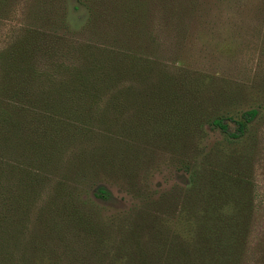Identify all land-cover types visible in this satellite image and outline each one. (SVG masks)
Returning <instances> with one entry per match:
<instances>
[{"label": "trees", "instance_id": "obj_1", "mask_svg": "<svg viewBox=\"0 0 264 264\" xmlns=\"http://www.w3.org/2000/svg\"><path fill=\"white\" fill-rule=\"evenodd\" d=\"M174 6H153L152 11L162 12L155 16L168 13L171 18L156 20L180 27L183 14ZM89 11L87 23L94 28L96 15ZM46 26L28 30L0 52V264H246L249 257L260 264L264 244L248 246L253 180L247 168L260 137L256 127L264 117V102L234 108L230 97L220 93L203 100L198 115L181 93L183 85L203 84L199 79L205 74L171 71L177 61L164 62L158 48L142 47L139 29L133 31L135 44L131 35L123 37L124 46L115 52L96 39L82 46L69 40V68L52 62L66 80L38 81L41 75L51 77L41 63L51 54L43 49L54 50L52 41L61 39L56 24ZM147 39L157 41L151 30ZM43 85L41 92L54 98L25 96L37 94ZM211 132L218 134L214 143L203 142ZM77 136L98 141L97 152L82 149L78 161L70 156V165L90 163L82 165L85 170L69 190L58 180L48 195L46 202L55 212H49V227L32 230V238L41 234L48 243H20L19 226L29 220L23 208L30 197H40L41 182L54 176L62 160L56 146ZM154 142L162 143L169 161L187 174V182L163 198L143 194L145 203L107 213L101 204L108 198L106 189L99 186L90 194L78 183L86 173L94 179L104 174L132 180L125 176L134 172L128 165L153 154ZM68 248L69 253L61 250Z\"/></svg>", "mask_w": 264, "mask_h": 264}, {"label": "rangeland", "instance_id": "obj_2", "mask_svg": "<svg viewBox=\"0 0 264 264\" xmlns=\"http://www.w3.org/2000/svg\"><path fill=\"white\" fill-rule=\"evenodd\" d=\"M164 3L175 5L174 9H179L180 15L183 14L184 21L180 27L175 23L171 25V23L166 24L168 21L156 20L171 19L168 13L155 16L156 13H162L160 9L152 11L153 6L161 8ZM87 4L92 8H87ZM90 9L96 15L92 23L94 28H90L87 23ZM41 17H44V22H41ZM58 18H64V22L59 23ZM54 19L58 21L50 23ZM54 24H56L53 26L56 29L55 35L61 39L52 41L51 44L56 47L54 50H51L50 46L43 49L47 50L46 56L51 54V59L41 61L45 63L42 68L48 70L51 77L48 74L41 75L38 81L66 80V74L56 72L57 66L54 67L52 62L61 61L66 69L69 68L73 55L69 52V40H76L78 42H70L79 44L90 43L96 39L98 44L116 48L111 50L115 52L124 46L123 37L128 39L132 36L134 43V35L137 31H141L143 38L139 39L142 47L147 50L158 48V59L164 62L165 59L171 64L177 61V66L169 64L173 67V70L170 67L171 71L205 74L206 78L199 79L203 84L197 86L193 82L187 87L183 85V91L179 90L182 91L181 96L184 97L188 107L193 108V111L196 110L198 115L200 110L198 107L203 100L207 101V98L214 100L216 94L220 93L223 95L226 93L230 97L234 108L245 109L259 101L264 102V0H0V52L13 45L17 39H23L28 30L40 25L49 27ZM135 29L139 30L133 33ZM149 30L157 37L155 43L147 39ZM94 32L100 36L95 38ZM167 57H170L169 60ZM187 74H185L186 81H189ZM122 79L128 81V78L122 77ZM42 88L44 85L38 89L37 94L25 96L37 98L41 94L46 98L55 97L42 93ZM196 90L199 91L196 93ZM8 95L13 94H5ZM256 132L260 137L257 139L253 164L249 163L247 169L253 180L251 192L253 217L248 246H255L257 249V245L260 246L259 242L264 244V117L258 122ZM217 136V133L211 132L203 142L208 141L212 144ZM80 138L69 137L65 142L66 145L56 146L58 153L62 154V160L54 170V176H50L52 174L50 173L48 181L44 179L41 182V190H43L40 197L37 195L30 197L26 208H23L29 210V220L19 226L20 243L26 241L48 243L41 234H36L32 238L33 228L38 226L47 230L49 212L55 213L46 202L48 195L52 193L58 180L64 181L65 189L69 190V187L75 183L73 180L79 178L78 174L85 170V166L82 165L90 163L83 161L81 166L70 165L72 161L70 156L78 161L79 155L76 154L82 149L94 147L96 151L99 144L90 137ZM140 139L144 142L150 140L144 136H140ZM147 143L150 144L152 141ZM162 145L160 142H154L152 146L155 149L150 150L153 154L128 165L134 172L125 176H132V180L128 179L125 182L119 180V177L104 174H99L97 176L99 178L94 179L93 174L86 173L85 176L80 177V180L77 179L78 183L90 194L99 186L106 189L108 198L102 200L101 204L107 209V213L127 209L134 203L137 205L145 203L146 199L141 196L143 194L150 199L163 198L172 189L184 185L187 182V174L184 169L179 168L178 162H171V158L169 161V153L162 150ZM128 154L129 152H126V156ZM133 196L139 197L133 198ZM12 211L13 207L8 203V213ZM53 232L52 229L47 236H51ZM61 250L69 253V248ZM64 256L69 260L68 255L64 254ZM246 264H254V260L249 257ZM260 264H264L263 259Z\"/></svg>", "mask_w": 264, "mask_h": 264}]
</instances>
